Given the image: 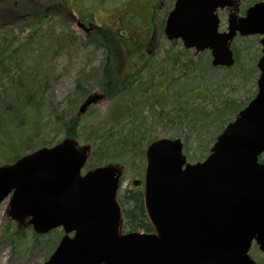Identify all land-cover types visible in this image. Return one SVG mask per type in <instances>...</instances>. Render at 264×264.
I'll list each match as a JSON object with an SVG mask.
<instances>
[{"label":"water","instance_id":"95a60500","mask_svg":"<svg viewBox=\"0 0 264 264\" xmlns=\"http://www.w3.org/2000/svg\"><path fill=\"white\" fill-rule=\"evenodd\" d=\"M233 6L234 0H176L165 20V38L195 54L209 51L213 68L234 65L237 35L260 36L262 56L255 97L202 162L187 163L180 139L146 147L142 196L152 234L119 233L120 169L82 174L87 146L66 139L0 167V204L9 199V218L38 236L63 231L43 264H257L248 252L254 243L264 253V2L243 17L231 12L220 33L217 12ZM100 99L87 97L79 114Z\"/></svg>","mask_w":264,"mask_h":264},{"label":"trees","instance_id":"16d2710c","mask_svg":"<svg viewBox=\"0 0 264 264\" xmlns=\"http://www.w3.org/2000/svg\"><path fill=\"white\" fill-rule=\"evenodd\" d=\"M236 1L239 6L238 0ZM241 1L242 11H245L246 8L261 0ZM49 3L55 7L51 5L50 8L47 7V10H60L64 9V6L67 8V4L69 5L71 0H50ZM35 6V3L30 5L23 0H0L1 24H4L2 22L4 17L10 18L9 12L16 14L14 19L16 22L13 25H6L5 28H8L9 31L2 32L5 37L10 38L8 40L0 39V166L14 162L37 147H50L57 144L58 142L53 144L54 141H50L52 138L49 141L46 140L45 131L53 132V139L61 134L64 139H71L78 144L83 129L81 126L83 116L79 114L78 107L95 88L97 90L94 92L105 95L109 107L105 111L106 120L91 127L84 137L83 141L86 143L84 145L90 150L86 165L88 170L104 165L126 164L127 161H135L137 157L143 155V147L155 140L147 139V135H145L148 131L147 125L151 126L150 128L154 127L156 122L159 123L164 119L163 116L172 126L187 128L189 131L196 129L205 131L207 128H213L212 124H214L216 129L209 133L208 142L210 143L214 141L215 135H218L223 127L245 107L244 103L238 104L232 100L222 99L219 95L213 96V91L210 88L212 83L201 85L198 82V75H200V80L204 81L208 71L221 74V79L233 78L238 74H244V77L254 74L255 71L243 73L236 49H233L235 65L229 69L211 68L209 54L203 60L199 58L196 61L187 50L176 53L171 49L165 52L163 64L157 63L156 56L151 54L144 66L135 70L131 64L126 66L125 63L128 54L137 44L134 41L123 40L126 52L121 51V46L118 43V73L115 72L116 59H110V63L102 64L100 69L91 67L89 70L83 71L74 80L76 88L72 91L73 95L65 103L64 108L60 110L61 108L57 109L56 107V110L48 111L46 120L43 122V117H40V114L43 110L42 101L48 88V84L44 80L46 64H41L43 60L41 58L32 66V69L36 68L39 69L37 71L44 72L39 76L41 81H37V85L43 89L40 92L35 87L38 74L28 73L19 64V60L22 55L28 52L27 47L31 46L37 38L41 29V27L37 28L38 23L46 22L49 17H53L52 15L56 17L58 14L55 15L50 11L40 14ZM44 13L45 15H43ZM163 24L164 20L159 25L161 30ZM11 29L24 33V40H16ZM53 31L55 30L47 34V38L51 40H49L47 53L51 55L52 64L62 54L64 47L74 51L77 46L76 40L70 37V32L67 40L63 37L64 34L61 33V35L59 32L51 38ZM53 34L55 33L53 32ZM107 35L113 36L114 34L108 33ZM108 36L107 38H109ZM107 38L106 43L103 44L105 47L103 50L111 53L114 57L117 52L116 47ZM77 42L80 49L87 50L85 43ZM164 63L168 65V68L164 67ZM239 70L241 71L239 72ZM176 71H180L177 79L166 76L168 72L173 75ZM142 72H145L144 77ZM181 79L185 80L184 82H189L187 88H185V84L178 85ZM160 87H165L162 99L159 98L158 89ZM167 90L171 93L172 101L165 96ZM254 95L255 93L252 97ZM250 99L248 98L247 101ZM217 100H219L218 105ZM160 101H163L162 107L159 105ZM77 103H80L79 106H76ZM169 103L170 109L166 110ZM219 105L220 107H218ZM58 106L61 107L59 104ZM208 106L213 109L208 111ZM149 107L154 108V116H151L149 122L145 123L143 121L146 117H143V112L149 110ZM156 119L158 120L156 121ZM46 127L47 130H45ZM183 143L185 151L188 152L186 138L183 139ZM207 148L206 146L205 151ZM259 161H264V155L259 158ZM120 203L126 228L131 231L141 230L148 234L153 232L145 216L140 194L131 193L127 198L120 197ZM61 235L62 231L55 230L46 236H37L27 225L18 226L15 224L11 226L9 222H6L0 237V244H8L13 251L19 248H26L25 250L29 252L39 251L47 259Z\"/></svg>","mask_w":264,"mask_h":264},{"label":"rangeland","instance_id":"374dc122","mask_svg":"<svg viewBox=\"0 0 264 264\" xmlns=\"http://www.w3.org/2000/svg\"><path fill=\"white\" fill-rule=\"evenodd\" d=\"M8 1V0H7ZM11 1V0H10ZM25 3H30V5L35 3V7L38 9V13L42 14L43 12H48L50 10H47V7L50 8L51 5L55 7L53 4H50V0H23ZM74 1V3H78L82 6L80 8L81 12L83 14H95V20L94 23L97 24H106L108 15L107 12L111 11V9H115L118 7V16L124 14V21L127 23L130 30L125 34L126 39L130 41H134L139 45L140 42H145L148 37H151L153 35V32L158 28V34H155L156 42L155 45L152 47L153 55L156 56L157 63L163 64V56L165 52L170 51L171 49L176 53L184 52V49L182 47V44L180 42L174 41V42H168L162 34V30L159 27L161 24V21L165 19L168 12L172 9V6L175 2V0H102V6L105 7V11L99 10L100 8H97V4L99 0H71ZM76 1V2H75ZM264 1V0H261ZM239 6L237 4V15L243 16L244 11L243 4L241 0H238ZM10 3V2H9ZM40 5V7H39ZM68 6V4H67ZM61 7V6H59ZM56 9V8H55ZM71 10V7H65L64 9H52L50 11L51 13H54L52 15L53 17H49L46 22H39L40 20H37L38 25L37 28H40V31L38 32L37 38L34 40V42L31 44V46L27 47L28 52L21 57V62L19 60V64L23 67L24 70L28 71V73L38 74L37 80L35 81L36 86L40 92L43 91L39 85H37V81L40 80L39 76L42 73H46V77L44 80L48 84V88L46 90L47 93H45V98H43L42 105L43 110L41 111L40 117H43L42 121L46 120V115L48 111L56 110L58 108H64L65 103L68 102L71 95H73V90L76 88L74 86V80L83 73V71H87V67H85V64L87 65L88 62L91 64L92 68L96 67L100 69L102 66H98V61H89V58H93L92 55H89V51L86 49H80L78 42L76 49L72 51L71 49L68 50V47H64V51L62 54L57 58V61H54L52 64L51 62V55L50 53H47V48L49 44V38H47V34L51 32L52 30L55 34H51V38L55 37L57 32L59 34H64L63 37L68 40V33L73 30L74 24L70 21L68 15V11ZM96 10L97 13H96ZM246 10V9H245ZM61 11V12H59ZM6 13V12H4ZM8 13V11H7ZM34 13H37V11H34ZM227 11H222L218 13V17L220 19V27L219 32H224L226 29V20H227ZM1 15V12H0ZM8 16L4 17L2 22L4 24H1L0 22V39L8 40L10 37H5L2 32L9 31L8 28H5L6 25H13L16 21H14L16 14L10 13ZM45 15V13L43 14ZM48 17V15H46ZM51 16V15H50ZM151 16L152 20L148 21L147 17ZM1 18V17H0ZM63 18V19H62ZM60 23V25H59ZM63 23V24H61ZM11 27V26H10ZM29 28V27H27ZM38 30V29H37ZM13 35H15L16 40H24L25 34L21 32H16V29H11ZM61 34V35H62ZM260 37H247V38H235L231 44V49H236L239 55V64L240 67L243 69V73H252V71H255L254 74L251 76L244 77V74H238L237 76L233 78H226L221 79V74L219 73H211L207 72V75L204 78V81L200 80V75H198V82L202 85L212 83L210 86L211 90L213 91V96L219 95L222 99H228L232 100L236 103H244L245 106L250 102V100L253 98V93H256V80L258 77V71L256 69V62L261 56V46L259 44ZM51 41V40H50ZM143 45V43H142ZM145 46V44H144ZM143 46V49H144ZM136 51V52H135ZM142 52L141 49L136 50L135 48L132 49V51L127 56V62L125 63L126 66L128 64H134V66H137L140 64V61H144L145 59L139 60V54ZM189 55L193 57L194 60L198 61L199 58L202 60L204 57L209 54V52L205 51L201 54L194 55L193 50L188 51ZM41 53V55H40ZM43 58L41 64H46L44 67L46 68V71L40 72L37 71L39 69H32V66H34V62H38V59ZM210 59V58H209ZM102 65V63H99ZM164 67L168 68V65L164 63ZM97 69V70H98ZM241 70H239L240 72ZM180 72V71H179ZM179 72H174L173 75L168 72L167 77L171 76V78L177 79ZM143 77H144V73ZM141 73V74H142ZM36 77V76H35ZM34 77V78H35ZM29 81V78H27ZM41 81V80H40ZM185 80L181 79L179 80L178 85L185 84V88L188 87L189 82H184ZM165 87H160L158 89L159 92V98L162 99V95L164 93ZM97 90V88L94 89V91ZM92 91V92H94ZM91 92V93H92ZM166 98L171 100L170 96L171 93L168 90L165 94ZM248 98H251L247 101ZM172 101V100H171ZM170 101V103H171ZM215 102V100H213ZM170 103L169 107L166 108V110L170 109ZM217 105L219 104V100L216 101ZM58 104L61 106L59 107ZM80 103H77L76 106H79ZM159 105L163 106V101L159 102ZM109 107L108 102H103L97 106H93L83 115L81 119V138L79 139V146H84V137L86 136V133L90 130L91 127L97 126V123L104 122L107 117L105 114V111ZM220 107V105L218 106ZM150 109L143 112L144 119L143 122L147 123L150 120L149 118L151 116H154V108L149 107ZM75 109V108H74ZM73 109V110H74ZM213 107L208 106L207 110L211 111ZM71 110V109H70ZM165 113V112H164ZM163 114V113H162ZM99 117V119H97ZM104 117V118H103ZM164 119L160 120L159 123H155L154 127L150 128L151 126L147 125V139H180L183 143V139L186 138L188 142V152L185 151V146L183 147V154L186 157V160L190 164H194L197 162L203 161L213 145L215 138L214 137L213 142H208V139L210 137L209 133L215 130V126L213 125V128H207L205 131H199L198 129L189 131L187 128H179L178 126H172L168 123L167 118L163 116ZM158 119H156L157 121ZM234 118L231 120L233 121ZM230 121V122H231ZM210 124V123H209ZM52 128V127H51ZM150 128V129H149ZM224 128V127H223ZM48 128L46 127L45 130ZM52 130V129H51ZM222 131V130H221ZM51 132V131H50ZM47 132L45 131V137L46 140H52L54 141L53 144L63 141L64 137L63 135H58L53 139V132ZM184 144V143H183ZM207 148V151H205V147ZM146 145L143 147V155H140L136 158L135 161H127L126 164H118V166H121V172L122 177L120 180V196L122 193L126 192V189H129L131 187V181L137 180V179H143L144 175V168H145V159H144V151L146 149ZM204 147V151H203ZM40 147H37L38 149ZM31 152V151H30ZM29 152H27L28 154ZM86 167L84 168L83 172L86 171ZM82 172V173H83ZM141 188V187H140ZM8 213V199H6L1 205H0V237L2 236L4 227L6 225V222H9V224L15 225L14 222L9 220V217L7 215ZM28 242V240H27ZM26 248H19L16 251H13L12 248L5 243L0 244V264H43L46 260L44 258V255L39 251H27ZM259 254L257 247L253 245L250 255L251 257L258 262L259 260Z\"/></svg>","mask_w":264,"mask_h":264},{"label":"flooded vegetation","instance_id":"af4514ba","mask_svg":"<svg viewBox=\"0 0 264 264\" xmlns=\"http://www.w3.org/2000/svg\"><path fill=\"white\" fill-rule=\"evenodd\" d=\"M76 2V1H75ZM102 0H99L98 2V6L97 8H100L99 10L101 11H105V7L102 6ZM78 4V3H77ZM76 3H74V1H72V3H70L67 7H71V10L68 11L69 15V19L70 21L74 24V28L72 31V33L70 32V37H72L73 39H75L76 41L79 42H83L85 43V45L87 46V50L89 51V55H92L93 58H89V61H98L99 63H102L104 65L109 64V60L110 59H116V63L115 66L117 67L115 72L118 73V43L121 46V51H124V45H123V40L126 39L125 38V34L127 32H129L130 30H132V28L130 29L127 25V23L124 21V14L122 13V15L118 16V7H116L115 9H111V11L107 12V16L106 18L107 23L102 25V24H95L94 20H95V14H83L80 10V8L82 7L80 4L79 6ZM98 10H96L97 13ZM147 20L150 21L152 20L151 16L147 17ZM157 30V29H156ZM156 30L153 32V35H151V37H148L147 40H145V42H140L139 43V48L137 49H141L142 52L139 54V60H141L142 58L145 59L144 61H140V64L137 66H134L135 70L140 69L141 67L144 66V63L146 62L147 58L153 54L152 51V47L153 45H155L156 42V37H155V32ZM108 33H113V36H108ZM107 36L109 38H107ZM106 38L109 39L110 41H112L116 47V54L114 55V57L112 56L111 53L105 52L103 49L105 48L103 46L104 43H106ZM143 43V45H142ZM145 44V46H144ZM102 45V46H101ZM144 46V49H143ZM136 52V51H135ZM122 54V52H121ZM97 64L98 66H102L100 64ZM132 66L134 64H131ZM85 67H87V69L91 68V64L88 62V64H85ZM133 68V69H134ZM105 102V100L102 99L99 101L95 102L94 106H97L101 103ZM136 182L141 181L140 179L135 180ZM131 181V187L129 189H126V192L122 193V197L123 198H127L129 197V195L131 193L134 194H142V191L140 189V187L138 186L137 188H134L132 185ZM120 191V189H119ZM142 197V195H141ZM118 203H119V199H118ZM125 221L123 218V215L121 213V223H120V232L122 234L124 233H130V232H139V231H131L128 228H126L125 226ZM143 232V231H140ZM259 264H264V253H260L259 254V260H258Z\"/></svg>","mask_w":264,"mask_h":264}]
</instances>
